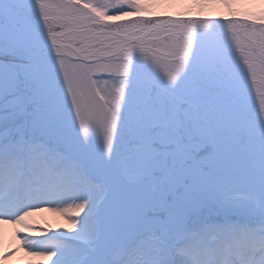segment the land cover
Wrapping results in <instances>:
<instances>
[{
    "label": "snow or ice",
    "instance_id": "6c2138e0",
    "mask_svg": "<svg viewBox=\"0 0 264 264\" xmlns=\"http://www.w3.org/2000/svg\"><path fill=\"white\" fill-rule=\"evenodd\" d=\"M175 3L0 0V264H264V14Z\"/></svg>",
    "mask_w": 264,
    "mask_h": 264
},
{
    "label": "rangeland",
    "instance_id": "374dc122",
    "mask_svg": "<svg viewBox=\"0 0 264 264\" xmlns=\"http://www.w3.org/2000/svg\"><path fill=\"white\" fill-rule=\"evenodd\" d=\"M193 0H176L173 5L165 4L162 7H157L154 11L161 14L168 13L172 15L191 16L194 18H212L223 19L238 18L247 19L249 16H259L264 14V0H237V3L232 10L235 15H230L229 9L222 5H217L211 8L201 10L192 6ZM31 222L34 223L37 228H46L50 230H57L60 226L67 227V221L62 216L53 211H43L37 213L31 218ZM14 227L12 225H5L0 228V251H3L5 246L15 248L16 244L12 240V233ZM41 233L37 230L32 233L33 236H38ZM28 257L23 250H17L15 256L9 257L5 264H21L24 263Z\"/></svg>",
    "mask_w": 264,
    "mask_h": 264
},
{
    "label": "bare ground",
    "instance_id": "6f19581e",
    "mask_svg": "<svg viewBox=\"0 0 264 264\" xmlns=\"http://www.w3.org/2000/svg\"><path fill=\"white\" fill-rule=\"evenodd\" d=\"M38 260L39 258H27L26 261L23 263V264H27V261H30V260ZM22 264V263H21ZM45 264H48L47 261H45Z\"/></svg>",
    "mask_w": 264,
    "mask_h": 264
}]
</instances>
